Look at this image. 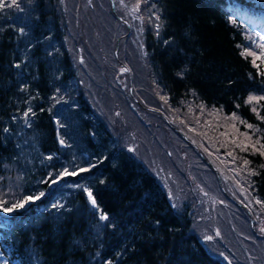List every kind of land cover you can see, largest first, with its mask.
Returning a JSON list of instances; mask_svg holds the SVG:
<instances>
[{"label": "trees", "instance_id": "trees-1", "mask_svg": "<svg viewBox=\"0 0 264 264\" xmlns=\"http://www.w3.org/2000/svg\"><path fill=\"white\" fill-rule=\"evenodd\" d=\"M144 1L158 16L142 40L156 84L170 105L217 110L251 132L258 147L235 155L264 210V65L242 55L261 40L246 18L264 16V0ZM64 23L58 0H0V203L44 193L0 210L6 262L222 264L92 109Z\"/></svg>", "mask_w": 264, "mask_h": 264}, {"label": "rangeland", "instance_id": "rangeland-1", "mask_svg": "<svg viewBox=\"0 0 264 264\" xmlns=\"http://www.w3.org/2000/svg\"><path fill=\"white\" fill-rule=\"evenodd\" d=\"M58 4L79 84L117 146L153 175L176 212L189 214L192 233L213 258L264 264V210L250 190V171L235 155L258 142L238 128L236 117L169 104L142 41L148 22L159 27L154 7L144 0ZM248 20L264 34L262 18ZM260 44L258 39L251 46L264 65ZM0 264H8L1 252Z\"/></svg>", "mask_w": 264, "mask_h": 264}, {"label": "snow or ice", "instance_id": "snow-or-ice-1", "mask_svg": "<svg viewBox=\"0 0 264 264\" xmlns=\"http://www.w3.org/2000/svg\"><path fill=\"white\" fill-rule=\"evenodd\" d=\"M11 4H12V5H16V0H11ZM260 39H261V40H264V36H261ZM259 47H260L261 49H264V44H260ZM242 55H251V56H255L256 54H255V52H247V51H245L244 53H242ZM251 99H255V97H253V98H251ZM249 127H251V125H249ZM61 142L63 143V141H61ZM261 147L264 148V145H261ZM245 163H247V161H245ZM81 171H87V169H81ZM68 174H69V173H67V172L65 171L64 175H68ZM72 174H75V173H72ZM53 183H55V181H53ZM43 195H44V193H41L39 196H35V197H33V196H27V197H25V199H24L23 201H20V202L14 203V204H12L11 206L6 207V208L2 206V203H0V210H2V211H4V212L11 213V212L14 211L15 209L23 208L24 205H25L26 203H28L29 201H31V200H33V199H40V197L43 196ZM88 196H89V198L91 199L92 204L95 205L96 202H95L94 199H92V194H91V192H88ZM101 219H107V217L102 215V216H101Z\"/></svg>", "mask_w": 264, "mask_h": 264}, {"label": "water", "instance_id": "water-1", "mask_svg": "<svg viewBox=\"0 0 264 264\" xmlns=\"http://www.w3.org/2000/svg\"><path fill=\"white\" fill-rule=\"evenodd\" d=\"M112 9H113V6H112Z\"/></svg>", "mask_w": 264, "mask_h": 264}]
</instances>
